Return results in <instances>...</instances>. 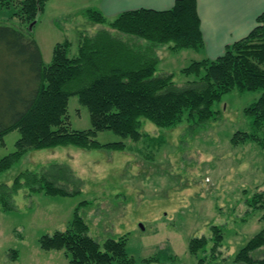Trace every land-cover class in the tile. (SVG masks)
<instances>
[{"label":"rangeland","instance_id":"1","mask_svg":"<svg viewBox=\"0 0 264 264\" xmlns=\"http://www.w3.org/2000/svg\"><path fill=\"white\" fill-rule=\"evenodd\" d=\"M95 3L46 2L32 27L45 64L50 62L55 43L70 41L72 56L81 35L107 28V24L95 23L86 16L87 8L98 10ZM11 12L2 10L0 22L17 24V18L9 20ZM113 19L106 18L109 22ZM155 53L159 59L156 73H173L177 84L192 78L182 75L180 69L204 58L193 49L169 51L166 45L155 47ZM0 55V92L6 83L16 89L25 86V68L8 59L5 51L0 50ZM261 93L233 90L224 94L213 105L217 114L203 124L184 116L176 126L164 128L142 119L137 141L122 139L108 130L97 133L95 140L100 144L121 141L123 150L71 145L28 150L0 173V185L10 188L25 171L49 170L58 175L52 166L62 165L69 170L65 175H72L56 185L78 193L47 196L21 186L10 198L13 210L5 212L0 206V264H70L63 251H44L38 241L43 235L65 231L75 211L86 224L87 234L99 244L124 238L127 256L134 264L230 262L264 229V207L251 211L246 203L252 195L264 191V151L253 142L231 143L236 131H251L250 118L243 109ZM67 117L72 130L91 127L88 110L76 96L68 100ZM18 138L16 130L4 137L0 159L15 150ZM213 226L222 236L216 248ZM201 237L206 239V246L191 254L189 240ZM251 255L264 257V245Z\"/></svg>","mask_w":264,"mask_h":264},{"label":"trees","instance_id":"2","mask_svg":"<svg viewBox=\"0 0 264 264\" xmlns=\"http://www.w3.org/2000/svg\"><path fill=\"white\" fill-rule=\"evenodd\" d=\"M47 1L0 0V12L12 10L9 20L18 19L17 24L0 22V50L25 68L23 76L27 80L18 89L6 80L0 92V147L7 134L14 130L19 133L15 150L0 159V173L28 150L67 145L123 150L121 141L100 144L95 140L97 133L108 130L122 139L137 141L141 137L142 119L164 128L176 126L184 116L197 124L206 123L217 114L213 105L233 90L240 93L262 90L259 98L243 109L244 115L250 118L251 131H236L231 143L237 146L253 142L264 151V12L256 18L257 25L251 32L227 45L222 55L192 61L180 69L182 75L192 78L177 84L173 73H156L159 59L155 47L166 45L169 51L203 48L196 0H176L164 11H125L110 22L99 10L87 8V18L107 24V28L92 35H81L76 54L72 56H69L70 41L55 43L50 62L45 64L32 36V27ZM72 96L87 108L89 129L69 128L67 107ZM52 167H56L58 175L49 170L25 171L10 188L0 185L3 211L13 210L10 198L21 186L31 193L42 192L47 196L78 193L57 186L61 181L67 182L72 174L65 175L69 173L65 166ZM246 203L251 211L262 209L264 191L252 195ZM212 229L216 248L222 236L217 226ZM87 231L75 211L69 227L41 236L39 247L44 251H63L70 264H134L127 256L124 238L106 239L99 244ZM206 244L204 237L191 238L188 251L195 255ZM263 245L264 229L237 251L230 263L264 264V257L251 255Z\"/></svg>","mask_w":264,"mask_h":264},{"label":"crops","instance_id":"3","mask_svg":"<svg viewBox=\"0 0 264 264\" xmlns=\"http://www.w3.org/2000/svg\"><path fill=\"white\" fill-rule=\"evenodd\" d=\"M176 0H96V8L106 17L115 18L125 11L170 9ZM204 46L203 59L222 55L227 45L238 41L257 25L264 12V0H196ZM245 264V263H225Z\"/></svg>","mask_w":264,"mask_h":264},{"label":"water","instance_id":"4","mask_svg":"<svg viewBox=\"0 0 264 264\" xmlns=\"http://www.w3.org/2000/svg\"><path fill=\"white\" fill-rule=\"evenodd\" d=\"M29 29H31V26L29 27Z\"/></svg>","mask_w":264,"mask_h":264}]
</instances>
